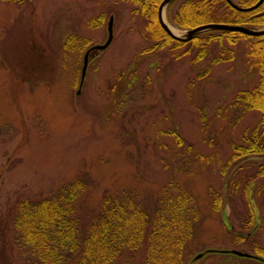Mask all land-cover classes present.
<instances>
[{
  "label": "rangeland",
  "instance_id": "rangeland-1",
  "mask_svg": "<svg viewBox=\"0 0 264 264\" xmlns=\"http://www.w3.org/2000/svg\"><path fill=\"white\" fill-rule=\"evenodd\" d=\"M137 8L131 0H0V261L34 264L13 225L20 203L80 181L74 207L82 227L104 196L132 193L145 206L175 182L197 213L186 264H264L221 252L264 250L261 180L250 193L254 230L241 229L249 210L243 165L261 160L227 162L264 114L254 109L237 118L229 106L259 82L249 66L251 38L210 42L200 60V47L190 45L142 54L154 41L145 38ZM111 14L112 41L91 51L80 84L84 50L105 43ZM230 51L232 59L213 62ZM142 253L124 252L115 264H141Z\"/></svg>",
  "mask_w": 264,
  "mask_h": 264
},
{
  "label": "trees",
  "instance_id": "trees-1",
  "mask_svg": "<svg viewBox=\"0 0 264 264\" xmlns=\"http://www.w3.org/2000/svg\"><path fill=\"white\" fill-rule=\"evenodd\" d=\"M10 1L26 4L31 0ZM131 1L138 7L135 12L146 22L145 38L154 41L153 45L142 50V54L148 49L167 45L172 48L190 45L200 47L195 57L200 60L205 55L206 44H221L223 38L234 44L237 36H246L238 32L205 30L188 41H179L169 36L158 21L157 11L162 0ZM176 1L172 0L166 11L171 21L181 29L211 22L264 27V0L250 11L234 9L226 0H183L170 14ZM257 1L237 0V4L249 7ZM203 34L206 36L202 37ZM247 37L251 38L249 66L256 67L260 78L252 90H240L233 97L229 106L237 113V118L247 111L264 109V34ZM232 54L231 51L226 56L219 54L213 58V62L232 59ZM254 158L261 160L259 165H243L249 170V175L244 179L249 210L245 212L241 229L249 232L254 230L256 224L250 193L258 180L261 183L256 188V194L262 192L264 195V114L258 125L242 135L240 144L232 147L227 162L233 164L241 159ZM81 191L82 183L76 181L63 187L55 196L37 201L27 200L17 205L13 225L23 243L33 252L34 264H115L122 253L133 255L140 249L144 252L141 264H186L185 247L192 236L197 213L192 197L175 182L163 186L153 200H149L148 204L151 205H142L132 193L104 196L99 210L82 227L75 218L74 207ZM221 197L214 201L216 209L220 207ZM254 254L264 258L261 248L254 250ZM0 264H6V259Z\"/></svg>",
  "mask_w": 264,
  "mask_h": 264
},
{
  "label": "water",
  "instance_id": "water-1",
  "mask_svg": "<svg viewBox=\"0 0 264 264\" xmlns=\"http://www.w3.org/2000/svg\"><path fill=\"white\" fill-rule=\"evenodd\" d=\"M171 1L172 0H162L161 3L159 4V6H158V21H159L161 27L167 32V34L176 40L183 41V42L188 41L195 34L201 32V31H204V30H224V31H231V32H239V33H242V34L248 35V36H259V35L264 34V27L261 29H255V28H250V27L240 25V24H230V23H223V22H211V23L198 25L192 29L186 30L185 34H183V35L174 34L169 29V27L165 21V9H166V6ZM226 1L231 7H233L234 9L240 10V11L253 10V9L257 8L263 2V0H258L254 5H252L250 7H240L236 3H234L232 0H226ZM107 31H108V37H107L105 43L94 45L90 48V50L104 49L111 43L112 37H113V18L112 17H110L108 20ZM87 53L88 52H86L84 55L83 66L81 69V83H82L84 76H85L86 65H87ZM223 252H230L232 254H236L238 256H244V257H255L254 255H251V254L246 253V252H241L238 250H230V251L225 250ZM200 256L201 255H197L196 258H198Z\"/></svg>",
  "mask_w": 264,
  "mask_h": 264
},
{
  "label": "flooded vegetation",
  "instance_id": "flooded-vegetation-1",
  "mask_svg": "<svg viewBox=\"0 0 264 264\" xmlns=\"http://www.w3.org/2000/svg\"><path fill=\"white\" fill-rule=\"evenodd\" d=\"M110 17L113 18V15L111 14V15L109 16V18H110ZM109 18H108V20H109ZM93 45H94V44H93ZM93 45H90V46L86 47L85 50H84V53H83V56H84L85 53L88 52V53H87V66H88V64H89V55H90L91 51H93V50H89V49H90V47L93 46ZM88 50H89V51H88ZM82 64H83V58H82ZM261 261L263 262V260H261Z\"/></svg>",
  "mask_w": 264,
  "mask_h": 264
},
{
  "label": "bare ground",
  "instance_id": "bare-ground-1",
  "mask_svg": "<svg viewBox=\"0 0 264 264\" xmlns=\"http://www.w3.org/2000/svg\"><path fill=\"white\" fill-rule=\"evenodd\" d=\"M169 29L174 33L177 34V31L174 27H172L171 25L168 24Z\"/></svg>",
  "mask_w": 264,
  "mask_h": 264
}]
</instances>
